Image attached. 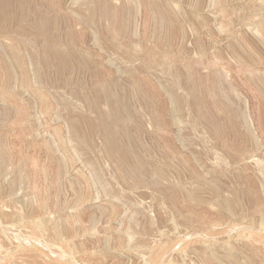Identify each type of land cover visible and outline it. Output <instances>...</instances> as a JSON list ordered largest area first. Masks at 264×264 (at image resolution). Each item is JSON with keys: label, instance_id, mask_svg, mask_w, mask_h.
Returning <instances> with one entry per match:
<instances>
[{"label": "rangeland", "instance_id": "rangeland-1", "mask_svg": "<svg viewBox=\"0 0 264 264\" xmlns=\"http://www.w3.org/2000/svg\"><path fill=\"white\" fill-rule=\"evenodd\" d=\"M0 144V264H264V0H0Z\"/></svg>", "mask_w": 264, "mask_h": 264}, {"label": "bare ground", "instance_id": "bare-ground-1", "mask_svg": "<svg viewBox=\"0 0 264 264\" xmlns=\"http://www.w3.org/2000/svg\"><path fill=\"white\" fill-rule=\"evenodd\" d=\"M63 57H64V56H63ZM63 59H65V58H63ZM65 60H66V59H65ZM62 61L65 62L64 60H62ZM1 97H2V95H1ZM3 97H4V93H3ZM107 128H108V133L110 134V137H111V136H112L111 133H113L114 131H116V130H115L116 128H115V127H112V126H111V127L109 126V127H107ZM106 132H107V131H106ZM108 138H109V137H108ZM108 140H110L109 143H112V142H111V139H108ZM0 145H1V144H0ZM109 145H110V144H109ZM2 147H3V146H2ZM111 148H113V147H111ZM0 149H1V147H0ZM2 150H3V149H2ZM114 150H115V149H114ZM0 151H1V150H0ZM114 153H115V152H114ZM121 161H122V159H121ZM123 161H124V160H123ZM3 162H4V161H3ZM5 162H6V161H5ZM1 164H2V165H5V164H3V163H1ZM126 165H127V164H126ZM5 166H6V165H5ZM5 166H4V167H5ZM7 167H8V166H7ZM133 167H134V166H133ZM132 169H136V168L134 167V168H132ZM129 171H130V169H129ZM20 173H21V172H20ZM20 173H19V174H20ZM131 173H132V171H131ZM133 173H134V170H133ZM133 173H132V174H133ZM135 173H137V169H136V172H135ZM158 174H159V173H158ZM20 175H21V174H20ZM137 177H138V176H137ZM19 178L21 179V176H20Z\"/></svg>", "mask_w": 264, "mask_h": 264}]
</instances>
